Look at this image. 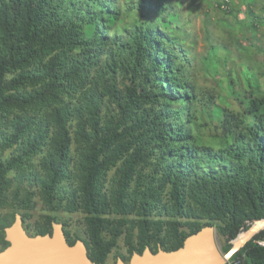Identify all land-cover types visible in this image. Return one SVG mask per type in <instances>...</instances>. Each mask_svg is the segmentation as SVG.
<instances>
[{
    "label": "trees",
    "instance_id": "16d2710c",
    "mask_svg": "<svg viewBox=\"0 0 264 264\" xmlns=\"http://www.w3.org/2000/svg\"><path fill=\"white\" fill-rule=\"evenodd\" d=\"M113 11L112 0H0V197L8 172L42 152L36 178L47 205L76 164L95 263L105 264L108 253L106 209L123 215L139 209L147 222L168 188L167 211L220 220L233 243L245 244L250 230L263 229L227 264H264V246L257 243L264 241L263 105L252 100L244 111L251 124L223 111L217 126L234 144L199 148L185 123L178 125L180 117L194 119L189 106L196 98L162 43L165 36L155 39L151 26L130 28L126 40L100 34L98 27L109 29L104 14L110 19ZM119 71L129 80L122 88ZM16 145L22 154L4 161ZM150 166V186L143 190ZM27 194L20 209L32 207ZM54 220H47L51 230ZM201 228L172 248L161 246L177 250Z\"/></svg>",
    "mask_w": 264,
    "mask_h": 264
},
{
    "label": "rangeland",
    "instance_id": "374dc122",
    "mask_svg": "<svg viewBox=\"0 0 264 264\" xmlns=\"http://www.w3.org/2000/svg\"><path fill=\"white\" fill-rule=\"evenodd\" d=\"M245 4L249 5L251 13ZM112 5L116 10L113 16L109 19L104 14L105 20H109V29L103 33L98 27L100 34L109 37L116 34L126 40L125 32L130 28L151 26L155 39H158L157 33L165 36L162 43L183 68L180 76L189 85L188 92L196 98L189 106L194 119L187 122L186 116L180 117L178 125L185 123L191 142L199 148L218 150L234 144L235 139H227L217 126L223 111L242 115L247 124L253 120L243 114L252 100H258L264 112V0H112ZM108 30L110 33H106ZM125 75L122 71L117 74L121 88L129 84ZM21 154L16 145L8 148L2 159L9 161ZM71 155L74 159L75 145ZM42 157L40 152L6 176L0 197V251L8 246L4 229L13 223L14 214L19 213L24 217L23 226L29 235H40L42 230L51 232L47 220L55 219L63 225L69 244L78 239L84 241L90 256L93 245L82 207L76 164L72 163L68 177L56 187L54 203L47 205L41 182L36 178L43 172ZM194 166L197 169L195 163ZM152 169L150 166L143 171V190L150 186ZM114 173L115 169L107 174L105 190L110 187ZM134 189L135 184L132 193ZM28 192L32 194V207L20 209ZM168 192L167 188L162 202L157 203L147 222L139 209L127 215L106 209L103 213L108 247L105 264H116L118 258L129 262L134 252L144 251L147 246L156 253L159 247L164 249L162 242L172 248L179 237L189 234L197 225L204 227L209 223L215 228L219 250L228 253L233 240L225 231L224 223L217 219L189 217L186 212L174 215L166 210L170 208Z\"/></svg>",
    "mask_w": 264,
    "mask_h": 264
},
{
    "label": "water",
    "instance_id": "95a60500",
    "mask_svg": "<svg viewBox=\"0 0 264 264\" xmlns=\"http://www.w3.org/2000/svg\"><path fill=\"white\" fill-rule=\"evenodd\" d=\"M260 231L250 230L248 241ZM4 233L8 246L0 251V264H97L90 258L84 241L78 239L69 244L61 223L52 222L51 233L31 236L23 226L21 214L17 213ZM215 235V228L206 225L189 235L177 250L166 251L159 247L154 253L146 247L142 253L134 252L129 262L118 258L116 264H227L248 242L233 243L229 252L223 254Z\"/></svg>",
    "mask_w": 264,
    "mask_h": 264
},
{
    "label": "built area",
    "instance_id": "2783aa9c",
    "mask_svg": "<svg viewBox=\"0 0 264 264\" xmlns=\"http://www.w3.org/2000/svg\"><path fill=\"white\" fill-rule=\"evenodd\" d=\"M260 245L264 246V243H263V244H260ZM237 264H238V263H237Z\"/></svg>",
    "mask_w": 264,
    "mask_h": 264
},
{
    "label": "bare ground",
    "instance_id": "6f19581e",
    "mask_svg": "<svg viewBox=\"0 0 264 264\" xmlns=\"http://www.w3.org/2000/svg\"><path fill=\"white\" fill-rule=\"evenodd\" d=\"M123 260V259H122ZM124 261V260H123ZM125 262V261H124Z\"/></svg>",
    "mask_w": 264,
    "mask_h": 264
}]
</instances>
